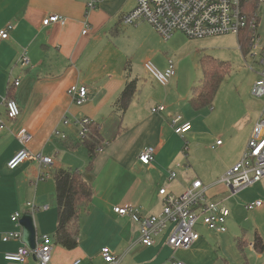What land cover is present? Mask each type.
<instances>
[{"label": "crops", "instance_id": "crops-1", "mask_svg": "<svg viewBox=\"0 0 264 264\" xmlns=\"http://www.w3.org/2000/svg\"><path fill=\"white\" fill-rule=\"evenodd\" d=\"M86 2L0 0V28L12 26L8 37L0 40V117L5 125L0 133V264H7L5 252L24 244L21 238L1 239L7 232H21L19 220L24 214L32 216L36 238L54 234L57 209L52 171L59 167L80 171L94 193L80 214L77 246L66 249L56 244L53 236L50 264H69L75 259H80L79 264H104L100 252L105 246L120 258L118 264H170L173 259L186 264H240V258L226 250L231 237L217 232L206 235L199 232V238L188 249L173 250L165 243L171 226L156 235L152 245L140 242L137 220L161 212L159 189L165 187L176 192L173 188H181L174 183L176 176L168 178L177 156L170 139V129H174L172 119L180 115L191 123V129L183 135L186 138L205 107L197 110L191 107L189 97L196 81L194 76L184 81L179 74L186 59L173 42L179 31L164 39L146 21L124 23L122 16L133 9L136 0H98L89 11ZM52 13L63 16L65 23L45 26L43 19ZM85 23L88 32L83 34ZM247 53L243 52L244 58ZM146 61L160 70L171 62L175 75L163 85L147 71ZM253 72L251 86L258 77ZM201 79L202 76L198 83ZM15 80L18 84L12 85ZM129 81H134L135 91L127 108L120 110L115 103ZM73 84L87 87L88 98L81 105L73 103L68 95ZM8 97L14 98L21 108L15 120L6 117ZM157 105L165 108L153 112L152 107ZM208 113L200 117L205 120ZM258 114L254 121L248 120L244 125L249 126L246 143ZM64 116L70 120L67 125L62 123ZM83 116L98 127L103 140L91 169H87V148L76 145L79 125L72 123L74 117ZM55 129L66 138L55 136ZM20 131L32 134L27 144L30 156L9 169L8 160L21 147L17 139ZM196 135L203 136L206 132ZM71 144L74 146L69 147ZM147 145L156 150L150 165L138 159L140 150ZM36 154L48 156L52 161L39 163ZM235 160L236 157L218 170V165L209 167L205 175L194 177L206 185L209 199L224 204L230 199L232 194L216 180ZM263 180L256 182L259 187H264ZM260 196L264 197V190ZM27 202L34 204L33 211ZM125 204L133 206V211L125 215L114 211V206ZM14 212L21 214L17 222L11 220ZM248 246L255 249L253 242ZM26 264H31V257Z\"/></svg>", "mask_w": 264, "mask_h": 264}, {"label": "built area", "instance_id": "built-area-1", "mask_svg": "<svg viewBox=\"0 0 264 264\" xmlns=\"http://www.w3.org/2000/svg\"><path fill=\"white\" fill-rule=\"evenodd\" d=\"M262 0H136L132 10L122 16V21L127 24H134L143 20L148 22L164 39H168L174 32L179 31L189 37H204L208 35L233 33L240 37L241 34L248 36V55L258 56L257 78L251 86V94L256 98L263 99L261 110L251 130L245 149L240 159L230 167L218 180L226 186L231 194L247 188L264 178V41L260 42V35L257 33L259 21V2ZM98 0H87L86 10L96 7ZM42 23L47 26L51 23H65V18L59 14H49ZM11 25L0 28V40L8 37ZM88 32V23H85L82 33ZM257 50V52L255 51ZM26 61V57H22ZM147 71L152 74L158 82L166 85L170 78L175 75L174 65L170 62L164 70L158 69L152 62L144 63ZM18 80L12 82L17 85ZM68 95L73 103L83 104L88 98L87 87L83 84H73L68 88ZM165 107L157 105L152 111H161ZM6 117L15 120L21 114V108L17 101L12 98L5 100ZM68 117L62 118V123L67 125ZM72 123L79 125L77 134L79 140L83 139L89 132L92 123L88 116L74 117ZM174 132L181 136L191 129V123L184 121L180 115L172 119ZM4 120L0 117V133L4 129ZM53 134L61 139L66 138L58 129ZM17 139L21 147L11 156L7 162L9 169L16 168L21 162L30 156L27 144L32 139L28 131H20ZM218 138L215 145H220ZM155 147L144 146L138 159L142 164L150 165L154 160ZM35 159L42 164H48L52 159L42 154H36ZM176 176L170 172L169 180ZM206 185L196 178L181 193L168 191L167 188L159 189L161 197V212L138 218L140 242L150 246L154 243V237L162 233L168 226L170 231L165 243L173 250L188 249L199 238L200 234L197 225L206 226L209 230L223 233L226 229V221L230 214L228 207L222 201H215L208 198ZM263 204L261 199L246 203L247 209L260 207ZM31 211L35 209L32 202L26 204ZM46 207V206H44ZM114 211L125 215L133 211V206L125 204L114 206ZM20 212H14L11 220L17 222ZM20 231H10L2 235V240L19 239ZM53 239L49 234H42L36 238L33 248L21 244L13 251L4 253L7 264H26L30 257H33L37 264H50L52 257ZM101 256L104 264H118L119 257L109 247L101 249ZM80 259H75L69 264H79ZM170 264H186L179 259H173Z\"/></svg>", "mask_w": 264, "mask_h": 264}, {"label": "rangeland", "instance_id": "rangeland-1", "mask_svg": "<svg viewBox=\"0 0 264 264\" xmlns=\"http://www.w3.org/2000/svg\"><path fill=\"white\" fill-rule=\"evenodd\" d=\"M256 31L260 35V42H263L264 0L259 2V21ZM174 38L173 42L177 51L186 56L181 73H179L184 81L194 76L193 79L196 81L194 85L198 84V80L202 76V63H208L209 59L210 61L224 62L228 67L211 106L203 108L191 135L186 134L187 137L183 138L184 136L174 134V129H170V134H172L170 139L176 148L175 155H177L170 167L176 174L174 183L181 186V188L178 186L173 189L176 191L175 193H181L194 177L199 174L205 175L204 171H208L209 167L218 165V170L230 164L233 158L236 157L235 163L240 159L245 149V135L249 130V126L244 125L248 120L254 121L261 110L263 99L256 98L251 94V81L255 76L253 70L259 68L258 56L246 55L244 58L237 35L224 33L189 37L180 32V35ZM255 51L257 52V50ZM207 112H209L207 119L204 120L203 117H200ZM199 132H206V135L197 136L196 133ZM218 138L223 141V144L212 148L211 145L215 144ZM195 139L197 142L194 141ZM227 170L225 169L217 177L216 182ZM215 172L216 170L213 171V173ZM261 184L263 186L264 180ZM261 190H264V187H259L258 183H254L244 188L240 193L232 194L225 203L231 209L229 223L227 221L226 232L217 233V235L226 234L231 237V243L226 250L229 249L227 252L233 257L240 258V264H264V251L260 252L248 246L249 242L255 240L256 232L264 243V197L260 196ZM259 196L263 202L260 207L250 210L245 207L246 203L252 202ZM197 226V230L202 235L214 232L206 226L200 224ZM49 235L52 238L54 236L52 232ZM237 237L242 238L241 248L238 245ZM31 264H37L32 257Z\"/></svg>", "mask_w": 264, "mask_h": 264}, {"label": "trees", "instance_id": "trees-1", "mask_svg": "<svg viewBox=\"0 0 264 264\" xmlns=\"http://www.w3.org/2000/svg\"><path fill=\"white\" fill-rule=\"evenodd\" d=\"M238 43L243 52L249 50L248 36L245 34L240 35ZM227 71L228 67L224 62H215L209 59L208 63H202V79L198 84L192 86L189 97V103L193 109L197 110L211 106L221 80ZM134 91V81L127 82L115 105L120 110H125L132 99ZM78 144H82L87 148L89 159L87 169H91L99 149L103 146L98 127L91 123L89 132L83 139L78 140L76 145ZM73 146V144L69 145V147ZM52 176L55 182L57 209V225L54 231L55 243L66 249H73L78 244L80 214L90 204L94 193L93 188L78 170L59 167L52 171ZM237 240L240 246L242 238L238 237ZM253 247L257 251H264L263 240L257 232L255 233Z\"/></svg>", "mask_w": 264, "mask_h": 264}, {"label": "water", "instance_id": "water-1", "mask_svg": "<svg viewBox=\"0 0 264 264\" xmlns=\"http://www.w3.org/2000/svg\"><path fill=\"white\" fill-rule=\"evenodd\" d=\"M22 226L20 232V238L24 244L33 248L36 242V229L32 222V216L30 214H24L19 220Z\"/></svg>", "mask_w": 264, "mask_h": 264}]
</instances>
